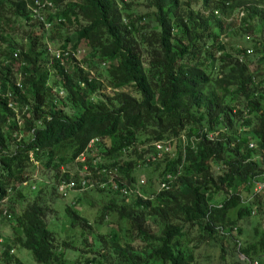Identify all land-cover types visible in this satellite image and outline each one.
Segmentation results:
<instances>
[{
	"label": "trees",
	"instance_id": "obj_1",
	"mask_svg": "<svg viewBox=\"0 0 264 264\" xmlns=\"http://www.w3.org/2000/svg\"><path fill=\"white\" fill-rule=\"evenodd\" d=\"M47 1L0 0V263L264 264V0Z\"/></svg>",
	"mask_w": 264,
	"mask_h": 264
},
{
	"label": "rangeland",
	"instance_id": "obj_2",
	"mask_svg": "<svg viewBox=\"0 0 264 264\" xmlns=\"http://www.w3.org/2000/svg\"><path fill=\"white\" fill-rule=\"evenodd\" d=\"M16 34L18 36H21L22 31L17 30ZM90 155H91L90 151L84 152L85 157H88ZM141 177H142V175L139 176V178H141ZM80 199H81L82 204H84L86 201V198L82 197ZM67 201H69V199H67ZM67 201H65V202H67ZM96 202H97V200H96ZM79 206L80 207L82 206L80 202H79V204L76 205V207L79 208ZM95 208H97V206L94 205L93 211L95 210ZM88 215L91 216V212H88ZM53 218H51V220L48 219L49 221L47 222V227L49 229H53V230H55V228L57 227L56 228L57 229V240H61L62 238H65L67 240H71L72 245L77 244V241H76L77 238L75 237L77 235V232H76V230L69 229L67 219L63 215L59 205H55ZM10 225H11V221H7V220H4L3 218H0V230L3 234V236L9 235ZM92 227H93V231L101 230V228L96 226V225H92ZM224 244L225 243H223V245ZM225 249H226V247H225ZM192 251L194 253V257L196 258L197 264H220V261L218 259L217 244L214 242H210L209 245L201 244V246H199V248L193 249ZM15 255H21L20 258L23 260V262H25L27 264H36L32 260L29 251L26 249L16 248L15 249ZM228 261H229V259L226 256V260L224 262L222 261L221 264H226ZM0 264H4V263L1 262ZM251 264H253V263H251Z\"/></svg>",
	"mask_w": 264,
	"mask_h": 264
},
{
	"label": "built area",
	"instance_id": "obj_3",
	"mask_svg": "<svg viewBox=\"0 0 264 264\" xmlns=\"http://www.w3.org/2000/svg\"><path fill=\"white\" fill-rule=\"evenodd\" d=\"M43 5L50 6V2L47 1V0H33V6L34 7L43 6ZM31 11L34 13L35 9L32 8ZM48 48H49L48 50H49L50 55H53V56H58L59 55L60 51L58 49L51 48V46H48ZM65 53L66 52H63V54H65ZM78 53H79V50H77L76 54H78ZM93 141H94V139L90 140V143L93 142ZM249 146H251V145L249 144ZM155 147L156 148H161L159 144H155ZM83 156H84V154L81 153L79 155V159L82 160L84 158ZM83 169H85V167H83ZM103 171L104 170L102 169L101 172H103ZM87 174L88 173H86V174L84 173V175L78 181H75V180H72V179H70V180H61L57 184V191L59 192V194L62 197H64L71 190H76L78 188L79 189H83V188H86L87 185L96 184V183L99 182L97 179L96 180H91V178H89ZM263 185H264L263 183H256L255 189L258 190ZM254 264H255V262H254Z\"/></svg>",
	"mask_w": 264,
	"mask_h": 264
}]
</instances>
